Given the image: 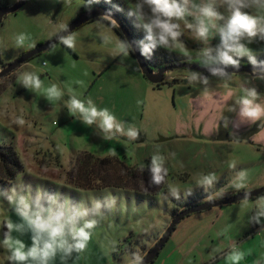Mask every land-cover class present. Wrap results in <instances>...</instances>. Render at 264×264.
<instances>
[{"label":"rangeland","instance_id":"obj_1","mask_svg":"<svg viewBox=\"0 0 264 264\" xmlns=\"http://www.w3.org/2000/svg\"><path fill=\"white\" fill-rule=\"evenodd\" d=\"M88 1L102 0H27L16 11L7 13L0 20V69L2 60L15 59L65 28ZM104 1L121 9L116 11L143 40L142 30L127 15L136 0ZM226 9L227 5H222L219 10L228 15ZM248 11L255 13L256 7ZM187 21L192 22V18ZM177 22L184 32L183 42L172 48H157L149 59L186 58L183 60L201 64L203 44L193 38L194 33L185 27V21ZM21 33L28 38L18 44ZM69 34L74 36V47H66L59 41L0 78V143H13L24 163L14 179L6 184L0 182V264H13L8 260L9 249L3 244L5 225L24 223L7 200L5 193L10 194L12 187L28 191L30 186L33 196L38 187L43 188L45 199L60 192L61 200L69 196L74 203L83 201L91 207V200L97 199L105 205L104 217L93 230L86 249L73 252L63 261L58 253L50 264H132L133 254L143 258L175 214L188 203L264 185V137L259 139L254 134L250 140H219L193 133L194 102L198 93L209 89L200 84L203 83L200 71L175 67L158 86L144 74L132 51L127 56L122 54L119 42L127 40L108 21L93 18ZM219 42L218 36L209 40L212 47ZM248 46L256 58L264 61V41L257 39ZM242 61L248 62L247 57L241 58ZM24 73L38 75L43 82L41 88L23 87L20 80ZM192 73L197 74L195 79ZM228 76L232 78L231 84L241 83L244 88H255L264 94L262 77L252 80L253 76L246 71ZM173 79L176 80L170 82ZM52 84L63 92L59 100L47 98V88ZM73 94L85 104L91 99L98 110L109 109L117 121L123 122L125 131L134 126L139 131L138 139L116 133L112 139L104 140L99 120L89 127L81 122L80 113L69 114L66 103ZM18 117L24 120L23 124L16 123ZM262 119L264 122V114ZM226 122L229 124V119ZM110 149L138 166L140 174L147 170L148 176L138 174L136 179L135 185L141 189L133 187L130 181L127 185L131 186H84L69 177L68 170L78 152L87 150L105 156L112 154ZM155 154L164 157V167L168 169L160 187L151 184L149 178ZM233 162L235 168L230 167ZM109 165L119 167L115 162ZM241 171L247 173L243 181L237 175ZM209 173H215L218 180L211 187L201 186L203 176ZM92 179L99 182L97 175ZM237 183H243L244 187L237 189ZM161 187V191L154 193L144 191ZM170 188L179 190V199L171 194ZM110 198H115L111 207ZM261 198L264 193L186 215L149 264H233L227 258L233 249L244 253L236 264H264V217L260 224L251 222L258 209L264 207ZM24 227L23 234L13 231L11 235L30 245L31 232Z\"/></svg>","mask_w":264,"mask_h":264},{"label":"clouds","instance_id":"obj_2","mask_svg":"<svg viewBox=\"0 0 264 264\" xmlns=\"http://www.w3.org/2000/svg\"><path fill=\"white\" fill-rule=\"evenodd\" d=\"M222 5H227L228 15L219 10ZM252 7H256L255 13L248 11ZM127 15L134 18L135 26L144 34L143 40L136 44L140 54L146 58H151L157 48H172L181 44L184 32L177 21H185V27L194 33L193 38L203 44L200 49L201 64L209 68L212 75L227 77L226 69L229 66L238 69L241 58L247 57L257 76L264 78V61H258L254 50L248 46L257 39L264 41V0H200L199 3L196 0H136L134 8H130ZM188 17L192 18V22L187 21ZM217 36L219 44L210 46V38ZM26 38V34L21 33L17 37V43L23 44ZM60 39L66 47L75 46L72 34ZM118 47L125 56L135 50L129 41H120ZM196 75L192 73V79ZM20 83L26 89L38 90L43 82L35 73H24ZM203 83H208L206 77L203 78ZM244 93L238 101L240 118L258 119L264 114V107L256 102L260 94L255 88H245ZM62 96L63 92L58 85L52 84L47 88L48 99L59 100ZM66 107L70 115L80 113L81 122L86 126L90 127L99 120L98 127L104 134V140L112 139L116 133L126 135L131 140L138 139V129L130 126L125 131L123 122L117 121L107 108L98 110L91 99H87L85 104L84 100L73 94ZM16 123L23 124L24 120L18 117ZM110 151L113 155L117 154L115 149ZM230 167L235 168V162ZM149 170L151 184H161L168 175L164 157L153 155ZM237 175L243 181L247 173L241 171ZM217 180L215 173H209L203 176L200 184L211 187ZM235 187L239 189L244 184L237 183ZM9 191L10 194L5 193L7 200L24 222H9L5 225L7 231L3 234V244L9 249L8 260L13 264H50L58 253L63 261L70 258L73 252L84 251L93 230L104 217L102 208L105 205L97 199H92L91 207H88L83 201L74 203L69 196H64L61 200L60 192L49 194L45 199L46 190L40 187L36 189L35 196L30 186L28 191H18L15 187ZM170 192L176 199L180 198L178 189L170 188ZM247 196L248 194L245 199ZM114 203L115 198H110L108 206L111 207ZM261 217H264V207L258 209L251 222L260 224ZM25 225L31 232L30 245L11 235L13 231L23 234ZM227 258L236 264L244 258V253L233 249ZM132 264H143V258L134 253Z\"/></svg>","mask_w":264,"mask_h":264},{"label":"water","instance_id":"obj_3","mask_svg":"<svg viewBox=\"0 0 264 264\" xmlns=\"http://www.w3.org/2000/svg\"><path fill=\"white\" fill-rule=\"evenodd\" d=\"M27 0H16L10 4H1L0 5V20L9 12L16 11L22 5H24ZM68 4V3H67ZM110 14V15H107ZM97 17H106L111 19L113 22L117 24L119 29L122 31L125 39L133 44L135 48L134 55L136 56L140 67L147 78L153 83H162L165 81V75L169 70H172L175 67H186L191 69H199V70H206L207 73L211 74L209 68L203 67L201 64L197 62H189L187 60H177L174 62H169L164 65H161L157 70L151 65L148 61V58L140 54L138 49V39L134 32L132 31L130 25L126 22L124 17H122L117 11L113 8L107 6L103 3H98L92 6L91 8L80 12L65 28L60 30L54 36L49 38L42 43H37L35 46L27 49L24 53L16 57L15 59L6 62L5 65L2 66L0 69V78L6 76L16 70L21 64L28 61L30 58L35 56L36 54L49 49L54 44L61 41L62 36H67L70 32L74 29L79 27L80 25L84 24L85 22L97 18ZM240 71L250 72L252 74H256L254 72L253 66L250 63L247 64H240V67L233 68L229 66L226 69V72H235L238 73ZM257 75V74H256ZM264 126V122L257 121L255 124L248 130L243 132H230L225 124V120L222 119V122L219 127V134L218 139L225 140V139H251V136L258 132ZM264 193V185L258 188H254L251 190L239 191L234 194H228L226 196L220 198H209L204 201L193 202L190 203L188 206L180 209L174 216L173 220L171 221L170 225L164 231V233L159 237L157 242L151 247V249L143 256V264H149L150 262L154 261L156 257L159 255L161 249L165 245V243L170 238L173 230L176 228L177 224L180 220L185 217L186 215L200 211L203 209L210 208L214 205H222L227 203H233L245 199V195L248 194L247 198L257 196L259 194Z\"/></svg>","mask_w":264,"mask_h":264},{"label":"trees","instance_id":"obj_4","mask_svg":"<svg viewBox=\"0 0 264 264\" xmlns=\"http://www.w3.org/2000/svg\"><path fill=\"white\" fill-rule=\"evenodd\" d=\"M1 4H9V1L6 3H2L0 1V5ZM101 18L110 21L123 35L122 31L119 29L115 22L106 17ZM42 42L43 41L38 43ZM1 63L2 65L6 64V62L3 60L1 61ZM175 80L176 79L167 81L174 82ZM113 162L118 163L119 167H111L109 164ZM23 168L24 163L19 153L17 152L15 145L13 143H0V182L3 184L8 183L12 179H14ZM139 171L140 169L138 168V166L128 163L126 159L118 155L109 154L100 156L91 151L84 150L77 153L71 168L68 170V174L72 180H75L76 182L84 186H131L127 185L130 181V183L134 184L133 187L140 188L135 185L137 183L136 179L137 177H139L138 174H140ZM146 171L147 170H145V173L142 172L143 174H140V177L145 178L147 174ZM95 175H97V179L99 182L93 181L92 177ZM149 178L151 179V176H149ZM160 186L161 184H159V187ZM161 189L162 187L160 189L156 188L154 189V191L151 189L142 190L154 193L157 191H161Z\"/></svg>","mask_w":264,"mask_h":264},{"label":"crops","instance_id":"obj_5","mask_svg":"<svg viewBox=\"0 0 264 264\" xmlns=\"http://www.w3.org/2000/svg\"><path fill=\"white\" fill-rule=\"evenodd\" d=\"M104 20L108 21L107 19ZM108 22L111 23L110 21ZM183 59L186 58H179L177 60H183ZM159 62L160 63L174 62V60L159 61ZM250 74L253 76L252 80L256 81L257 75L252 73ZM208 78H210V80L208 81L207 84L205 83L204 84L208 86L209 89L205 90V92L198 93L197 94L198 97L194 102V111L196 113L195 129H198L200 125L203 124L202 132L207 134L208 136H214L216 134L217 126L220 121V118L223 114L226 115V120L229 119L230 123L228 124L227 122V125H228V130L230 132H243L244 130L249 128L256 119L254 120L247 118L242 119L239 116L240 105L238 101L240 100L241 96L245 94L244 91L242 90L241 92L240 89H245L244 88L245 85L241 83H238L237 85L228 83L229 81L232 80L230 76L219 77L212 75ZM259 94H260L259 99L256 102L261 104L262 107H264V94L260 92ZM263 128L264 126L257 133L259 135V139L264 137ZM193 202H197V201L195 200ZM186 205L187 204H185L184 206Z\"/></svg>","mask_w":264,"mask_h":264},{"label":"flooded vegetation","instance_id":"obj_6","mask_svg":"<svg viewBox=\"0 0 264 264\" xmlns=\"http://www.w3.org/2000/svg\"><path fill=\"white\" fill-rule=\"evenodd\" d=\"M11 3V1H9V4ZM98 3H103V4H106L107 6H109V7H111V8H113L115 11L117 10L116 9V7L114 6V4L113 3H110V2H108V1H104V0H102V1H88L83 7H82V9H81V12L82 11H84V10H87V9H89V8H91L92 6H94L95 4H98ZM88 4H90V5H88ZM132 29V28H131ZM134 33H135V35H136V32L134 31ZM136 37H137V39H138V41H141V39L140 38H138V36L136 35ZM258 61H260L261 59L260 58H256ZM148 61L151 63V65L155 68V70H157L161 65H164V64H166V63H169V62H165V63H160L158 60L157 61H154V60H150L149 58H148ZM198 63V62H197ZM247 64V63H249V62H246V61H242V62H240V64ZM200 64V63H199ZM202 65V64H201ZM196 70H198V71H200V73H201V75H202V79L204 78V77H206V78H208V77H210V76H212V74H210V73H207L206 72V70H199V69H196ZM228 74H230V73H235V72H227ZM250 73V72H249ZM256 75V74H255ZM164 82V81H163ZM162 82V83H163ZM228 83H231V81H229ZM154 84H156V85H158L159 86V84H161V83H154ZM200 84H204V83H200ZM224 117V118H223ZM222 119H224L225 120V124H226V126H227V128H228V125H227V122H226V115L225 114H223L222 116H221V118H220V121H219V123H218V126H217V131H216V134L214 135L215 137H217V139H218V134H219V127H220V124H221V122H222ZM257 121H260L261 123L263 122V119H262V116L261 117H259L258 119H256L252 124H251V126L249 127V128H247L246 130H248V129H250L254 124H255V122H257ZM202 126H203V124H201L200 125V127L198 128V129H195V127L192 129L193 130V133L196 135V136H199V137H210V136H208L207 134H205V133H203L202 132ZM246 130H244V131H246ZM260 131V130H259ZM258 132H256L255 134H257ZM254 135V134H253ZM252 137V136H251ZM220 140V139H219ZM225 140H230V139H225ZM188 205V204H187Z\"/></svg>","mask_w":264,"mask_h":264}]
</instances>
